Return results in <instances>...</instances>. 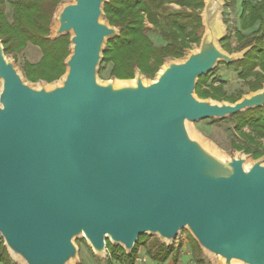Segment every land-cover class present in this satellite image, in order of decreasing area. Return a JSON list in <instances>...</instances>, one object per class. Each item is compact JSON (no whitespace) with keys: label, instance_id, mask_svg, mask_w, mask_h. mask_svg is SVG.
<instances>
[{"label":"water","instance_id":"obj_1","mask_svg":"<svg viewBox=\"0 0 264 264\" xmlns=\"http://www.w3.org/2000/svg\"><path fill=\"white\" fill-rule=\"evenodd\" d=\"M109 0L61 3L51 38L69 33L61 83L35 86L0 39V236L25 264H70L77 237L133 251L142 234L172 245L188 228L224 264H264V156L247 165L193 136L188 123L264 106L263 88L235 102L200 98L199 76L241 60L220 41L223 0H204L199 48L167 58L154 80H99Z\"/></svg>","mask_w":264,"mask_h":264},{"label":"trees","instance_id":"obj_2","mask_svg":"<svg viewBox=\"0 0 264 264\" xmlns=\"http://www.w3.org/2000/svg\"><path fill=\"white\" fill-rule=\"evenodd\" d=\"M5 1L0 0V39L5 54L15 55L26 42L38 45L43 51V58L37 64L26 62L23 75L32 83L39 80L53 82L66 72L65 60L70 54V34L48 37L52 16L59 3L64 0H10L11 18L5 12ZM172 4L180 6L181 9H173L170 6ZM204 5V0L105 2V18L110 25L120 29V34L107 40L99 71L111 64L110 75L116 78H134L137 69L143 75L153 78L167 58L183 57L186 50L192 49L193 43L200 45L204 34L201 17ZM241 6L240 26L235 33L237 45L231 47L227 39L220 43L229 53L250 47L241 60L229 64L240 71L239 75L246 81L248 91L242 88L234 94H228L223 84L202 89L207 73L199 76L195 88V93L200 98L233 103L244 94L264 86V0H242ZM156 30L164 43L153 42L150 32ZM228 118L234 119L235 128L241 133L239 138L232 140V147L255 159L264 156V106L249 108L216 120L224 121ZM246 125L250 129L247 132L242 130ZM195 242L199 251L195 264H212L201 253L202 248L198 242ZM141 244L146 246L145 254L158 263L166 262L171 256L175 257L173 245H167L156 236L140 235L130 253L107 239V249L110 250L112 260H117L120 264H136ZM14 263L0 236V264Z\"/></svg>","mask_w":264,"mask_h":264},{"label":"rangeland","instance_id":"obj_3","mask_svg":"<svg viewBox=\"0 0 264 264\" xmlns=\"http://www.w3.org/2000/svg\"><path fill=\"white\" fill-rule=\"evenodd\" d=\"M69 1L70 0H64L63 2L67 3ZM241 2L242 0H223V5L220 8V19L223 21L226 28V36L224 39H227V43L231 47H235L237 45V39L235 33L237 28H239L240 26L239 16L242 11ZM61 3H59V5ZM4 6H5V12L9 17L12 12V4L10 0H6ZM170 6H172L173 9H181L180 6L176 4H172ZM54 14L52 16L50 23V32L48 35L49 38H51L50 35H53V29L56 26V21L55 19H53ZM147 24L149 25V23ZM204 31H205V27H204ZM150 36L154 43L156 44L164 43V41L157 33V30L151 31ZM198 48H199L198 44L196 43L192 44V50H196ZM187 53L185 52V54ZM6 55L9 56L12 60H14L18 69H20L23 72V67L26 62L31 64H37L41 61L44 54L42 49L38 45H35L30 42H26L24 47H22L19 51H17L15 55L13 53H9ZM180 58H176L175 60H179ZM111 67L112 65L108 64L103 68L101 72L99 71L98 73L99 80H101L102 82H108L113 78H116L110 75ZM239 73L240 71L237 70L233 65H229L224 61H220L217 64L216 68L213 69L204 77L201 88L204 89L211 87V85L217 86L219 84H223L228 94H234L236 93L237 90L242 88L248 91L246 81L240 77ZM64 74L65 72L59 78L55 79L53 82H45L44 80H39L33 83L35 86H40V85H45L48 87L54 86L56 84L61 83ZM154 78L155 76L152 78L144 75V80L146 82H151L152 80H154ZM114 80L117 84H121L126 82H133L134 78H128V79L116 78ZM249 93L250 92H248L247 94ZM216 119L217 118H206L203 120L189 122L188 129L193 136L200 139L207 147H209L212 151H214L216 154L220 155L221 157L228 159L232 155L243 154L244 156L247 157V165L253 163L256 159L253 158L250 154H245L243 151L235 150L232 147V140L234 138H239L241 136V133L239 132L240 130H237L235 128L234 119L228 118L224 121H218ZM242 130L247 132L250 129L249 126L246 125L245 127H243ZM150 236L157 237V235H153V234ZM75 243L78 247L77 258L73 260L70 264H120L117 260H112L110 255V250L108 249L105 255L95 254L90 244L83 237H77L75 239ZM172 245L176 252L175 257L171 256L166 262H164V264H195V259L197 258L199 251L197 250L195 238L193 237V235L191 234L188 228H184L181 231L178 237L173 241ZM139 250H140V254L138 257L146 258L147 261L146 262L137 261L136 264H161L156 261H153L145 254V250H146L145 245L141 244ZM201 253L204 254L206 259L210 261L212 264H224L221 258L215 257L213 254H210L203 249ZM10 256L15 261L14 264H25L21 259L17 258L16 256L13 255ZM174 258L176 259L175 263H174L175 261ZM233 264H244V263L235 260Z\"/></svg>","mask_w":264,"mask_h":264},{"label":"built area","instance_id":"obj_4","mask_svg":"<svg viewBox=\"0 0 264 264\" xmlns=\"http://www.w3.org/2000/svg\"><path fill=\"white\" fill-rule=\"evenodd\" d=\"M137 261H143V262H146V258H141V257H137Z\"/></svg>","mask_w":264,"mask_h":264},{"label":"crops","instance_id":"obj_5","mask_svg":"<svg viewBox=\"0 0 264 264\" xmlns=\"http://www.w3.org/2000/svg\"><path fill=\"white\" fill-rule=\"evenodd\" d=\"M175 263V262H174ZM161 264H164V263H161Z\"/></svg>","mask_w":264,"mask_h":264}]
</instances>
